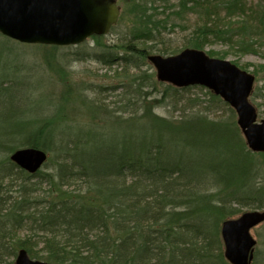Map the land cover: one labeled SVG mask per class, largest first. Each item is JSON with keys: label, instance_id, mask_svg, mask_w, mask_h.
Listing matches in <instances>:
<instances>
[{"label": "trees", "instance_id": "trees-1", "mask_svg": "<svg viewBox=\"0 0 264 264\" xmlns=\"http://www.w3.org/2000/svg\"><path fill=\"white\" fill-rule=\"evenodd\" d=\"M125 1L123 16L134 23L131 41L124 54L108 51L98 58L129 72L123 73L118 108L128 117L105 110L114 125L56 133L54 119L21 117L14 93L19 84L7 76L8 66L0 75V264H15L21 250L52 264H229L223 222L238 216V207L264 209V167L254 161L264 154L248 149L236 121L229 126L210 119V108L199 100L191 103L200 113L177 120L153 113L146 101L158 83L142 70L150 65L156 48L149 43L158 41L160 27L183 14L195 19L185 48L221 42L242 55L264 57V0H179L163 20L155 19L164 13L155 15L152 0ZM208 54L227 59L230 53ZM158 85L165 87L163 103L172 100L171 91L192 89ZM144 116L149 120L142 123ZM32 149L48 154L45 171L29 174L12 160L16 151Z\"/></svg>", "mask_w": 264, "mask_h": 264}, {"label": "rangeland", "instance_id": "rangeland-1", "mask_svg": "<svg viewBox=\"0 0 264 264\" xmlns=\"http://www.w3.org/2000/svg\"><path fill=\"white\" fill-rule=\"evenodd\" d=\"M178 2L179 0H152L151 4L148 5H153L154 8L158 9L157 12L152 11L155 12V15L156 13H164L155 17L156 20H163L168 14L178 9ZM118 5L122 10L121 18L110 33L98 37V40L90 38L78 46L56 48L31 46L0 38V41L4 42H0V75L7 74L5 68L8 66V71L12 73L7 76L10 75L14 79H12L14 84H19L22 87L19 88L18 85L14 90L17 95L16 105L18 104L17 107L20 108L19 113L22 114V118L32 120L44 118L47 121L54 119L58 122L54 131L57 133L65 130L68 126L86 129L91 126L103 127L104 123L108 121L111 124L112 121L105 114V110L113 111L115 112L113 115L121 116L122 113L119 112L121 110H118V108L122 105L123 89L120 84L126 80L123 73L127 69L125 70L124 66L118 64L105 66L98 58L101 53L108 51L120 55L124 54L127 42L131 41L134 23L129 15L123 16L129 5L125 0H120ZM194 25L193 15L183 14L181 19L177 15L172 16L168 19L166 27H160L158 41L149 43V46L155 47L156 50L175 49L180 52L185 49L188 35ZM6 50H8V54L4 53L5 56L2 57V52ZM156 50H153V54H158ZM204 50L207 54L210 51L229 52L230 54L226 60L234 64L236 62L239 67L245 68L244 70L248 73L255 75L256 83L250 102L257 109V122L260 123L264 120V57L253 54L242 55L221 42L205 47ZM142 70L151 75L152 80L159 84L156 79V71L152 65L145 66ZM256 70L259 74L255 73ZM127 73L129 72L127 71ZM130 73H134V71H130ZM158 84L154 89L149 88L148 91H152L154 94L152 93L153 96L149 98V101H146V104L150 103V106H152L153 113L177 120L183 114L189 116L197 112L200 113L202 109L193 107L191 103L199 100L200 104L210 108V113L206 112L210 119H221L223 122H228L229 126L233 121H236L237 125L236 113L234 112L233 116L229 110L230 107H226L220 101L213 99L207 89L193 87L190 91L176 95H174L175 92L171 91L172 100H166L163 103L160 98L165 87ZM123 116L128 117V114ZM17 119L21 118L18 117ZM148 120L149 118L144 116L140 121L144 123ZM17 121L19 120H15V122ZM112 125L114 124L112 123ZM76 131L74 130L73 133ZM80 131L83 132V130ZM112 132H116V130L110 127V133ZM123 133L124 130H121L120 134ZM16 148L20 149L21 147ZM49 157H52L51 153ZM255 158L254 161L257 164L261 162L260 166L264 167V157L257 156ZM45 170V167H43L42 171ZM259 181L264 184V176ZM44 189H47V187L44 186ZM11 195L16 198L19 193L13 190ZM237 209L239 215L234 218L247 211L264 210L243 207ZM251 234L257 241L253 264H264V224L253 229Z\"/></svg>", "mask_w": 264, "mask_h": 264}, {"label": "water", "instance_id": "water-1", "mask_svg": "<svg viewBox=\"0 0 264 264\" xmlns=\"http://www.w3.org/2000/svg\"><path fill=\"white\" fill-rule=\"evenodd\" d=\"M117 0H0V34L27 45L77 46L93 36H105L119 21ZM157 80L177 88L209 89L232 107L237 124L253 153H264V120L250 103L255 77L228 60L204 51L185 49L171 57L151 55ZM34 174L46 162L41 150H20L12 156ZM264 223V212L250 211L222 224L224 254L230 264H252L257 241L251 230ZM15 264H51L32 260L21 250Z\"/></svg>", "mask_w": 264, "mask_h": 264}, {"label": "bare ground", "instance_id": "bare-ground-1", "mask_svg": "<svg viewBox=\"0 0 264 264\" xmlns=\"http://www.w3.org/2000/svg\"><path fill=\"white\" fill-rule=\"evenodd\" d=\"M71 188H75V189H77L75 186H74V184H71V186H70ZM78 190V189H77Z\"/></svg>", "mask_w": 264, "mask_h": 264}]
</instances>
